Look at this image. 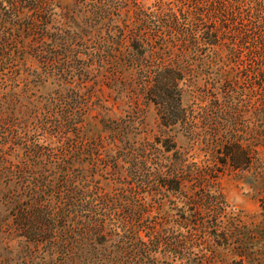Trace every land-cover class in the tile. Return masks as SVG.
<instances>
[{"label":"trees","instance_id":"trees-1","mask_svg":"<svg viewBox=\"0 0 264 264\" xmlns=\"http://www.w3.org/2000/svg\"><path fill=\"white\" fill-rule=\"evenodd\" d=\"M239 171L264 191V0H0L1 262L264 264Z\"/></svg>","mask_w":264,"mask_h":264},{"label":"rangeland","instance_id":"rangeland-1","mask_svg":"<svg viewBox=\"0 0 264 264\" xmlns=\"http://www.w3.org/2000/svg\"><path fill=\"white\" fill-rule=\"evenodd\" d=\"M33 65L30 63V65ZM23 72L27 75V82L20 81L19 87L16 89L19 91L20 88L29 84L28 88L32 90V81L34 82V75L32 70H29L28 67H21ZM17 83V82H16ZM180 141V139H179ZM181 144V142H179ZM251 173L248 172H238V174H230L227 178L224 179V193L226 199L229 203V210L238 212L241 211L244 215L248 217H258L260 214L264 213V191L259 186H256L252 183ZM3 208L0 206V212ZM1 217V214H0ZM18 240L14 239V242L11 243L13 247H17ZM8 244L6 241L2 240L0 233V264H11L1 262L3 259L6 260V257L16 258L17 249L12 253H8ZM11 246V247H12ZM12 247V248H13Z\"/></svg>","mask_w":264,"mask_h":264}]
</instances>
